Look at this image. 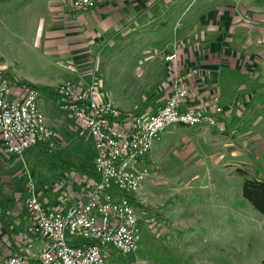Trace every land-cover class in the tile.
Instances as JSON below:
<instances>
[{"label": "rangeland", "instance_id": "1", "mask_svg": "<svg viewBox=\"0 0 264 264\" xmlns=\"http://www.w3.org/2000/svg\"><path fill=\"white\" fill-rule=\"evenodd\" d=\"M252 2L169 1L152 20L123 28L103 41L91 66L76 67L70 59H55L40 51L34 35L24 32L32 16L45 11L44 0H0V83L23 88L34 84L40 91V108L50 118H66L58 90L67 82L81 89L96 87V94H108L116 104L131 109L126 112L135 111L171 96L173 87L168 82L174 60L171 56L175 55L173 42H180V49H184L192 47L193 40L215 36L209 24H216L205 21L206 12L225 10L226 14L236 7L240 11L244 4L245 19L234 23L231 18L221 31L236 34L238 26L239 37L243 35L258 52L259 61H253L257 69L246 72L241 80L249 87H264V78H254L259 71L264 75V23L252 22V17L263 13L253 11L256 3ZM47 4L67 12L71 2L51 0ZM30 41L33 48L26 47ZM131 61L139 63L132 70ZM248 65L249 60L245 67ZM194 69L202 71L192 68L179 72L177 64L174 71L186 77ZM22 87H11L10 95L16 94V88L21 93ZM67 118L52 124L53 139L12 161L0 141V257L10 250L13 233L8 234L1 219L5 208L8 223L16 229L24 223L22 207L29 195H38L49 207L58 209L87 197L83 198L86 189L82 187L85 179L94 176L93 139L87 133L72 131L70 125L76 119L70 114ZM183 128L177 124L168 127L140 161L145 177L136 195L141 205L139 249L126 255L113 251L106 264H263L264 215L244 198L242 182L246 175L264 178V142L247 136L233 141L228 127L225 133L216 127L200 131ZM58 160L85 172L68 169Z\"/></svg>", "mask_w": 264, "mask_h": 264}, {"label": "built area", "instance_id": "2", "mask_svg": "<svg viewBox=\"0 0 264 264\" xmlns=\"http://www.w3.org/2000/svg\"><path fill=\"white\" fill-rule=\"evenodd\" d=\"M103 1L70 0L78 9H91ZM179 76L171 96L158 108L130 112L112 97L96 94V87L81 89L68 82L59 87L62 106L77 120L79 133L93 139L98 178L82 203L63 209L29 195L22 207L24 223L0 264H106L113 251L126 255L139 249L142 232L136 195L145 177L139 164L154 141L175 124L226 129L220 121L224 108L218 94L205 107L187 104L196 94L187 79L198 76L204 81L205 72L194 69ZM11 87L15 86L0 83V141L9 157L54 137L38 103L39 89L24 86L11 96Z\"/></svg>", "mask_w": 264, "mask_h": 264}, {"label": "crops", "instance_id": "3", "mask_svg": "<svg viewBox=\"0 0 264 264\" xmlns=\"http://www.w3.org/2000/svg\"><path fill=\"white\" fill-rule=\"evenodd\" d=\"M44 1L45 11H41L37 15L34 14L31 20L28 21L30 23H28V28L24 32H27L30 36L34 35L33 41L38 40L37 47L40 48V51H43V53L45 52L55 59H70L71 64L76 67H83L93 64L94 53L100 51L98 46H101L100 44L103 41L110 40L123 28H133L138 24L152 20L154 16L166 7L167 2L173 0H105L91 9H78L70 5V9L67 12L61 11L57 6H47V3L51 0ZM175 1L177 0H174V2ZM252 1H254L252 3H256V5L253 6V11L263 13H258L256 16L252 17V22L264 23V4H259L260 0ZM240 6V11H238V7H236L237 10H226V14L223 12L225 10H223L222 13H219L218 10L206 12L204 15L205 21H211L213 24H216H209L210 28L216 32L215 36L210 37V35H207L206 38H198L200 39L199 41L193 40L192 47H186L184 49H180V45H178L180 42H178V44L175 42L172 43L171 47L176 56L171 63L169 74V78L171 79L168 84L169 87H172L176 75L180 74L174 71L176 64L179 72H185L192 68L202 69L203 72L207 73L204 83L198 76L188 78L187 83L196 94L189 99L187 104L194 107H205L214 94H218L220 96V103L224 108L220 121L223 125L230 128L229 130L232 132L231 136L233 137L231 140L236 141L237 139L238 141V137L244 139L245 136H247L253 137L256 141L259 140L264 142V87H249L242 83L241 80V76H245L248 72L253 73V71L257 69V67L254 66V62L256 61L257 64L260 56L258 54L256 59L255 54L258 52L255 53L251 46L248 45L249 42L244 41L243 35L239 37L240 31H237L239 29L238 26L236 27V34H225V31H221L226 27V23H231V18L234 23H238L242 19H245L246 9L244 4ZM259 39L260 36L257 35L256 40ZM186 40L190 39L187 38ZM197 44H200L201 47H198ZM33 45L34 44L30 41L26 47L33 48ZM248 60L249 65L245 67V62ZM250 61H252V65ZM129 63L130 70L134 69L135 66L139 64H133L132 61ZM254 78L261 79L264 78V75L259 71ZM15 87H22V85ZM15 90L16 95L20 94L18 88ZM98 91L102 92V94L105 93L102 90ZM107 96L109 95L107 94ZM163 102L164 100L147 103L139 109H156ZM118 105L125 111L131 110L122 107L120 104ZM242 108L245 111L244 113L241 111ZM41 110L50 127L53 126L52 124L54 122L59 120L63 121L68 119L67 115H72L69 111L67 112L64 110V117L66 118H57L58 116L56 115L50 118L43 109ZM180 126L194 131H200L205 128L209 129V127L195 128ZM211 127L218 128L217 126ZM70 129L79 133L77 120L71 123ZM248 129L249 132L247 131ZM229 130L226 129L224 133L229 132ZM260 130L263 131L258 132ZM72 131L70 133H72ZM223 136L226 135L224 134ZM94 155L93 166L95 159ZM61 163L63 165H68L67 161ZM67 168L70 169L71 167ZM93 172V177L84 180L82 189L86 190L83 193V198L88 196L89 191L93 188L98 178L95 173V166ZM84 200H72L69 201L67 205L82 203ZM55 204L62 205L64 203ZM19 228H21V226ZM16 229L14 230L15 233L17 232ZM14 232L10 235L11 244L16 240L13 235L15 234Z\"/></svg>", "mask_w": 264, "mask_h": 264}, {"label": "trees", "instance_id": "4", "mask_svg": "<svg viewBox=\"0 0 264 264\" xmlns=\"http://www.w3.org/2000/svg\"><path fill=\"white\" fill-rule=\"evenodd\" d=\"M34 84H31V86H33ZM35 86V85H34ZM43 145L40 144L38 146L41 147ZM16 157V156H12L10 158V160L12 161V159ZM58 162L61 163L60 160H58ZM66 167H71L74 168L76 170H79L81 172H85L84 169L77 167V166H72V165H66ZM96 173V172H95ZM242 194L244 196V198H246L259 212H261L264 215V178H252V177H247V175L244 177L243 182H242ZM139 206H141L139 204ZM6 208L3 210V212L1 213V219L4 221L6 229L8 234H11L12 232H14V227H12V223H8V220L6 218ZM19 229V227H17V230ZM264 264V262H263Z\"/></svg>", "mask_w": 264, "mask_h": 264}, {"label": "bare ground", "instance_id": "5", "mask_svg": "<svg viewBox=\"0 0 264 264\" xmlns=\"http://www.w3.org/2000/svg\"><path fill=\"white\" fill-rule=\"evenodd\" d=\"M20 226H21V225H20ZM20 226H19V227H20ZM14 233H15V232H14ZM13 235H14V234H13ZM13 240H14V239H13Z\"/></svg>", "mask_w": 264, "mask_h": 264}]
</instances>
